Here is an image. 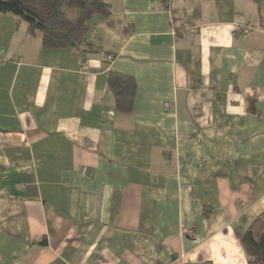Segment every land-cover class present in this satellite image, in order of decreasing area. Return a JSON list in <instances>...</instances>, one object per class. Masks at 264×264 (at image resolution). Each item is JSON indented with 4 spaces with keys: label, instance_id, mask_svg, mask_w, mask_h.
<instances>
[{
    "label": "crops",
    "instance_id": "obj_1",
    "mask_svg": "<svg viewBox=\"0 0 264 264\" xmlns=\"http://www.w3.org/2000/svg\"><path fill=\"white\" fill-rule=\"evenodd\" d=\"M104 1L82 58L0 13V264H246L264 0ZM110 71L133 80L128 112Z\"/></svg>",
    "mask_w": 264,
    "mask_h": 264
},
{
    "label": "trees",
    "instance_id": "obj_2",
    "mask_svg": "<svg viewBox=\"0 0 264 264\" xmlns=\"http://www.w3.org/2000/svg\"><path fill=\"white\" fill-rule=\"evenodd\" d=\"M0 13H10L23 22L28 32L41 36L45 48L70 47L79 57L102 51L83 40L94 14L109 16L104 0H0ZM107 83L118 111L131 109L134 84L130 76L110 71ZM247 264H264V212L244 231H237Z\"/></svg>",
    "mask_w": 264,
    "mask_h": 264
},
{
    "label": "built area",
    "instance_id": "obj_3",
    "mask_svg": "<svg viewBox=\"0 0 264 264\" xmlns=\"http://www.w3.org/2000/svg\"><path fill=\"white\" fill-rule=\"evenodd\" d=\"M235 29L236 31H238L239 33H246L249 30V27L242 25L241 22H237L235 23Z\"/></svg>",
    "mask_w": 264,
    "mask_h": 264
},
{
    "label": "rangeland",
    "instance_id": "obj_4",
    "mask_svg": "<svg viewBox=\"0 0 264 264\" xmlns=\"http://www.w3.org/2000/svg\"><path fill=\"white\" fill-rule=\"evenodd\" d=\"M241 24L243 25V23L241 22ZM245 254V253H244ZM245 256H246V254H245ZM246 258V264H247V257H245Z\"/></svg>",
    "mask_w": 264,
    "mask_h": 264
}]
</instances>
